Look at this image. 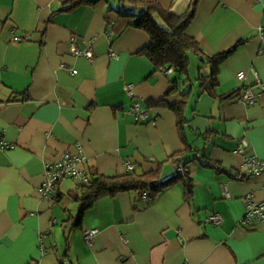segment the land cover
Wrapping results in <instances>:
<instances>
[{
  "label": "crops",
  "instance_id": "crops-1",
  "mask_svg": "<svg viewBox=\"0 0 264 264\" xmlns=\"http://www.w3.org/2000/svg\"><path fill=\"white\" fill-rule=\"evenodd\" d=\"M109 1L62 11L68 0H0V138L12 145L0 148V264H264V222L241 224L246 202L264 200V176L242 167L245 153L264 161V96L250 105L237 100L248 86L264 88V0H151L176 14L193 7L186 32L208 55L239 43L218 65L214 97L200 94L202 63L190 54L186 145L174 113L155 103L181 99L166 95L174 73L161 74L138 53L149 35ZM71 38L81 50L92 40L93 57L72 55ZM138 98L149 121L131 112ZM180 151L190 195L182 180L146 199L121 191L78 218L83 206L68 194L79 179L62 180L55 201L37 192L45 164L66 152H80L86 176L90 169L124 175L127 163L149 172L160 163L167 180ZM213 213L219 225L207 221ZM94 228L87 243L84 232Z\"/></svg>",
  "mask_w": 264,
  "mask_h": 264
},
{
  "label": "trees",
  "instance_id": "trees-1",
  "mask_svg": "<svg viewBox=\"0 0 264 264\" xmlns=\"http://www.w3.org/2000/svg\"><path fill=\"white\" fill-rule=\"evenodd\" d=\"M97 1L100 0H68L65 4L66 6L61 10L70 11L79 5L85 3H95ZM115 1L117 3L116 6L111 7V9H114L120 15L132 16L133 20L130 22V25L144 30L149 35V43L138 53L145 56L153 64L157 71L160 69L166 70L167 68H172L171 74L174 73L173 77H170L172 86L166 95L178 92L181 99L176 103H169L165 97L155 101V103L165 104L166 107L174 113L178 132L182 141L186 145L183 129L184 124L187 123V119L184 114L185 105L192 89L191 85H189L191 79L188 74L190 54L198 56L200 58V62L202 63L198 67L200 71L196 78L198 86L201 89L200 94H206L214 97L218 96V94H216V87L218 85V65L235 49L239 43L225 52L208 55L203 51L198 41L186 32V29L194 16L193 7L184 13L176 14L156 1ZM134 11H137V13ZM205 64L209 65V73L207 74L201 72V69ZM181 75L186 76V80L184 81L182 87H178L177 80ZM233 95L234 93L229 94L228 98ZM147 101L149 102V100ZM182 152L183 151L176 152L171 156V160L175 163V175L167 180L161 179L162 171L160 163L157 164L158 167L154 171L138 173L133 170L127 171L124 175H117L113 177L104 176L99 174L96 170L90 169L87 173L86 181L79 183L76 192L68 194L72 200L79 201L83 206L79 211L80 213L78 218L81 217L83 209L91 206L99 197L104 195H114L121 191L134 190L137 192L138 197L141 198L142 194L146 193L147 198H150V195L162 187L173 181L182 180L186 188V195H190L192 192V186L188 171L184 175H180L176 172V166H178L179 163L183 162V164L187 166L186 160L181 158ZM58 194L59 193H57L56 198L58 197Z\"/></svg>",
  "mask_w": 264,
  "mask_h": 264
},
{
  "label": "built area",
  "instance_id": "built-area-1",
  "mask_svg": "<svg viewBox=\"0 0 264 264\" xmlns=\"http://www.w3.org/2000/svg\"><path fill=\"white\" fill-rule=\"evenodd\" d=\"M260 39L262 43V51L264 52V30H260ZM17 40V38H15ZM92 40L89 41V46L81 50L79 49L73 38L70 39L69 50L70 53L76 57L84 56L88 59L93 57V53L91 50ZM161 74L168 75L172 68H167L166 70H159ZM72 73H76V69H72ZM238 79L243 80L245 75L243 72H239L237 74ZM125 91L129 96H133V89L131 85L125 86ZM264 96V88L262 84H258L256 88L247 87L244 92L237 97V100L246 104H254L259 98ZM142 101L143 99L138 98L133 100L131 104V112L135 115L138 122H146L149 121V114L148 111L142 108ZM12 147L11 144L6 143L0 138V148H9ZM237 153L244 154V149L239 148ZM243 160V172L247 175H255V176H264V161L259 160L253 154L245 153ZM82 156L80 152L78 153H64L60 158L53 162H48L44 166V180L42 184L37 188L38 194L45 199L48 200H55L57 193H58V185L59 183L67 178L79 179L80 182L86 181V175L84 170L81 166ZM126 168L128 171H132L134 169L133 164L127 163ZM188 171V168L183 162L179 163L176 166V172L180 175H184ZM144 199L147 198V194H142ZM208 222L213 223L215 225H219L222 221L220 215L218 213H213L208 216ZM254 222H264V200L260 202H253L248 200L246 202L245 212L241 218V224L245 226H250ZM98 230L96 228L86 230L84 232V239L87 243H91L94 239L95 235L97 234Z\"/></svg>",
  "mask_w": 264,
  "mask_h": 264
},
{
  "label": "rangeland",
  "instance_id": "rangeland-1",
  "mask_svg": "<svg viewBox=\"0 0 264 264\" xmlns=\"http://www.w3.org/2000/svg\"><path fill=\"white\" fill-rule=\"evenodd\" d=\"M193 66V65H192ZM192 66H190L191 68H190V70H193V72H195V69L194 68H192Z\"/></svg>",
  "mask_w": 264,
  "mask_h": 264
}]
</instances>
